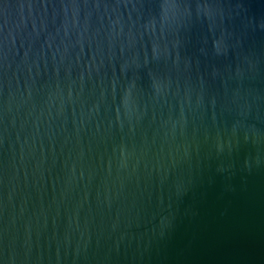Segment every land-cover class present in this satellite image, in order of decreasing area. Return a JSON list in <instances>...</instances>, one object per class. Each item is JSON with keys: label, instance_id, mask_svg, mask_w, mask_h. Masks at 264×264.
<instances>
[{"label": "water", "instance_id": "water-1", "mask_svg": "<svg viewBox=\"0 0 264 264\" xmlns=\"http://www.w3.org/2000/svg\"><path fill=\"white\" fill-rule=\"evenodd\" d=\"M0 264H264V0H0Z\"/></svg>", "mask_w": 264, "mask_h": 264}]
</instances>
